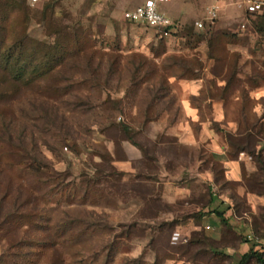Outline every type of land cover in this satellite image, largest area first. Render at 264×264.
<instances>
[{
	"label": "rangeland",
	"instance_id": "rangeland-1",
	"mask_svg": "<svg viewBox=\"0 0 264 264\" xmlns=\"http://www.w3.org/2000/svg\"><path fill=\"white\" fill-rule=\"evenodd\" d=\"M15 1L28 37L68 57L46 95L0 100V264L264 256V19L243 0L213 22V0H171L167 34L123 19L143 0Z\"/></svg>",
	"mask_w": 264,
	"mask_h": 264
},
{
	"label": "trees",
	"instance_id": "trees-1",
	"mask_svg": "<svg viewBox=\"0 0 264 264\" xmlns=\"http://www.w3.org/2000/svg\"><path fill=\"white\" fill-rule=\"evenodd\" d=\"M30 4H32L31 0ZM255 15L264 19V14ZM28 19L29 11L26 4H18L15 0L0 4V80L2 79L0 84L2 82L8 84V87L0 88V100L14 99L15 92L20 87L37 88L40 93L44 92L46 95V81L55 78L61 72L65 61H67L66 51L62 50L59 44L53 47L45 46V44L28 37L25 31ZM47 19V13H43L39 23H43ZM8 30L11 34L10 37L6 35ZM48 30L55 36L60 33L59 30L51 26H48ZM160 32L177 33L169 28ZM50 90H54L57 94L60 93L59 86L56 84ZM38 160L36 156H32L29 163L25 164V168L37 173L36 176L45 175L44 172L47 171L48 167ZM89 184L85 181L80 182L78 185L75 184L76 188H73V192L81 199L87 198L91 193ZM43 185H46V181ZM211 201H214L213 197ZM214 213L223 221L222 212L215 210ZM8 217L12 218L13 215L8 213ZM255 246V244H252L249 251L241 256L237 264H245L252 257H256L259 264H264V256L257 255L253 251Z\"/></svg>",
	"mask_w": 264,
	"mask_h": 264
},
{
	"label": "built area",
	"instance_id": "built-area-1",
	"mask_svg": "<svg viewBox=\"0 0 264 264\" xmlns=\"http://www.w3.org/2000/svg\"><path fill=\"white\" fill-rule=\"evenodd\" d=\"M38 0H31L34 4ZM228 0H215L209 10V20L213 22L217 17L219 10L218 4L226 3ZM171 0H143V2L131 11L123 14V19L131 24L142 26L151 30L162 31L169 28L171 31H176L178 27L171 19L160 11V6L170 3ZM242 4H246V12L249 14H263L264 0H243ZM196 26L202 28L203 23L197 22Z\"/></svg>",
	"mask_w": 264,
	"mask_h": 264
},
{
	"label": "crops",
	"instance_id": "crops-1",
	"mask_svg": "<svg viewBox=\"0 0 264 264\" xmlns=\"http://www.w3.org/2000/svg\"><path fill=\"white\" fill-rule=\"evenodd\" d=\"M214 1H215V0H213V3H214ZM231 1H234V0H231ZM213 3H212V4H213Z\"/></svg>",
	"mask_w": 264,
	"mask_h": 264
}]
</instances>
